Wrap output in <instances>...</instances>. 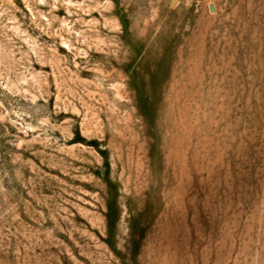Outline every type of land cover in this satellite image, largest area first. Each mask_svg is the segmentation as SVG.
Instances as JSON below:
<instances>
[{"label": "rangeland", "instance_id": "374dc122", "mask_svg": "<svg viewBox=\"0 0 264 264\" xmlns=\"http://www.w3.org/2000/svg\"><path fill=\"white\" fill-rule=\"evenodd\" d=\"M0 264H264V0H0Z\"/></svg>", "mask_w": 264, "mask_h": 264}]
</instances>
